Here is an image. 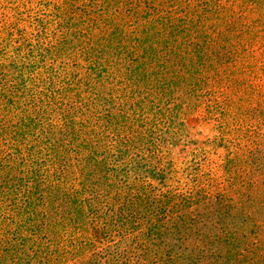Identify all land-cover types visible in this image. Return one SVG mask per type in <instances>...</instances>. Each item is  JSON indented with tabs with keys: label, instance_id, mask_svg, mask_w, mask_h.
<instances>
[{
	"label": "trees",
	"instance_id": "obj_1",
	"mask_svg": "<svg viewBox=\"0 0 264 264\" xmlns=\"http://www.w3.org/2000/svg\"><path fill=\"white\" fill-rule=\"evenodd\" d=\"M261 17L264 0H0V264H115L97 244L163 223L171 191L127 182L126 167L185 104L210 112L221 88L253 87L239 58L260 42L264 61ZM257 170L238 190L255 191ZM194 222L171 220L179 238Z\"/></svg>",
	"mask_w": 264,
	"mask_h": 264
},
{
	"label": "rangeland",
	"instance_id": "obj_2",
	"mask_svg": "<svg viewBox=\"0 0 264 264\" xmlns=\"http://www.w3.org/2000/svg\"><path fill=\"white\" fill-rule=\"evenodd\" d=\"M259 43L239 58V79L247 77L253 87L221 88L210 112L206 105L185 104L164 142L151 141L141 160L126 167L127 182L150 185L147 191L159 198L171 191L169 203L160 201L169 209L163 223L149 227L140 220L136 231L97 244L95 251H108L115 264H238L243 252L249 264L253 233L262 235L264 247V118L241 115L252 108L264 115V61L254 52ZM247 138L254 140L252 157L246 154ZM153 168L165 170V177L157 178ZM245 168L258 169L252 179L245 177L255 183L254 192L238 190L237 175ZM179 215L195 220L183 238L171 223Z\"/></svg>",
	"mask_w": 264,
	"mask_h": 264
}]
</instances>
